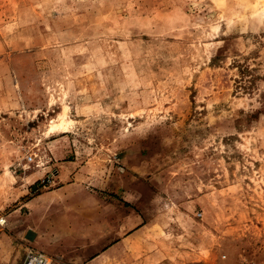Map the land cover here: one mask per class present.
<instances>
[{
    "label": "rangeland",
    "instance_id": "374dc122",
    "mask_svg": "<svg viewBox=\"0 0 264 264\" xmlns=\"http://www.w3.org/2000/svg\"><path fill=\"white\" fill-rule=\"evenodd\" d=\"M53 154L54 264H264V0H0V264Z\"/></svg>",
    "mask_w": 264,
    "mask_h": 264
},
{
    "label": "crops",
    "instance_id": "0c3cea01",
    "mask_svg": "<svg viewBox=\"0 0 264 264\" xmlns=\"http://www.w3.org/2000/svg\"><path fill=\"white\" fill-rule=\"evenodd\" d=\"M53 155L54 160L52 161L51 159V162L53 163L47 166L43 172L25 175L24 177V179H28L29 182L27 186L29 187L34 184L38 188L41 186V188L46 189L47 184L49 187L46 190H42L35 194L24 203L26 207L32 209V217H34L31 227L27 229L26 234V236H28L29 231L31 232L32 237L29 240L31 241L32 246L30 245V247L40 250L49 256L51 258V262L49 264L55 263L53 262L52 256L56 258L59 257L56 254H49V250L51 248L54 249L55 246H57L59 239L58 236L54 237L51 235V233L49 234L48 230L44 229L45 224H42L41 221L43 218L47 219L52 215L50 208L55 205V202L59 203L60 201H73L76 198L77 191L84 193V187H82L78 182L81 181L82 178H87V174H84L86 171L85 166H80L71 159L59 162V158H57L55 154ZM52 185L57 186H55V188H50ZM35 216H37V219H35ZM62 216L63 214L60 215V217ZM39 219L42 220L40 221ZM23 260L24 257L22 259V263Z\"/></svg>",
    "mask_w": 264,
    "mask_h": 264
},
{
    "label": "built area",
    "instance_id": "2783aa9c",
    "mask_svg": "<svg viewBox=\"0 0 264 264\" xmlns=\"http://www.w3.org/2000/svg\"><path fill=\"white\" fill-rule=\"evenodd\" d=\"M24 158L28 163L34 161V156L30 152H27L24 155ZM5 223H6L5 218L1 216L0 225L3 226L5 225ZM50 262H51V258L42 251L34 249L30 246L25 247V256L22 264H49Z\"/></svg>",
    "mask_w": 264,
    "mask_h": 264
},
{
    "label": "water",
    "instance_id": "95a60500",
    "mask_svg": "<svg viewBox=\"0 0 264 264\" xmlns=\"http://www.w3.org/2000/svg\"><path fill=\"white\" fill-rule=\"evenodd\" d=\"M29 239H31V232L29 231V233H28V236H27Z\"/></svg>",
    "mask_w": 264,
    "mask_h": 264
}]
</instances>
